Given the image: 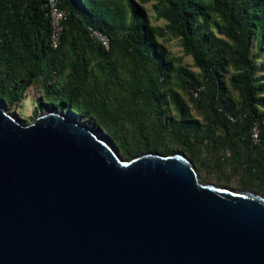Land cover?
Returning a JSON list of instances; mask_svg holds the SVG:
<instances>
[{
	"label": "water",
	"instance_id": "obj_1",
	"mask_svg": "<svg viewBox=\"0 0 264 264\" xmlns=\"http://www.w3.org/2000/svg\"><path fill=\"white\" fill-rule=\"evenodd\" d=\"M0 264H264V195L183 153L123 158L63 110L0 101Z\"/></svg>",
	"mask_w": 264,
	"mask_h": 264
},
{
	"label": "trees",
	"instance_id": "obj_2",
	"mask_svg": "<svg viewBox=\"0 0 264 264\" xmlns=\"http://www.w3.org/2000/svg\"><path fill=\"white\" fill-rule=\"evenodd\" d=\"M159 1L156 12L181 38L200 70L199 79L167 59L136 0H125L129 22L123 26L119 19L124 12L107 0H57L67 15L56 49L50 44L47 0H0V101L10 106L41 82V102L47 108H70L77 118L98 124L117 138L128 157H133L130 150L138 154L142 146L155 149L163 128L191 151L219 130L234 152L244 145L248 180L264 185V119L258 110V104L264 105V74L256 70V59L264 53V0ZM211 14L216 20L208 25ZM92 30L109 38L108 49ZM253 41L256 51L250 54ZM174 69L205 115L200 135L196 124L184 120L187 104L168 88ZM230 89L237 104L225 97ZM163 97L180 114L170 126L159 119ZM255 125L256 141L251 135ZM254 150L258 157L251 156Z\"/></svg>",
	"mask_w": 264,
	"mask_h": 264
},
{
	"label": "rangeland",
	"instance_id": "obj_3",
	"mask_svg": "<svg viewBox=\"0 0 264 264\" xmlns=\"http://www.w3.org/2000/svg\"><path fill=\"white\" fill-rule=\"evenodd\" d=\"M136 1L141 7L144 8L148 24L151 27L156 41L164 47L167 59L172 62L175 68L184 67L192 71L195 74L196 78L199 79L200 70L194 64L192 56L185 51L181 38L175 36L170 31V29L168 28V21L165 18L159 17L158 13L156 12L155 6L159 5L161 2H158V0H149L147 2H140V0ZM107 3L114 10L119 9L123 11L124 13L122 17H120L119 23L122 26L128 24L129 9L126 5L125 0H107ZM215 18L216 17L213 14L209 15L208 25H210L212 21L216 20ZM201 20L202 18L200 17L199 21ZM210 30L216 32L214 28H211ZM255 51L256 49L254 47L253 41V46L251 47L250 54H254ZM256 64L257 74L263 75L264 53L256 59ZM228 72L229 74L234 73V69L232 66L229 67ZM45 76L52 75L50 74V72H45ZM168 80V88L177 92L188 106L187 112L184 116V120L186 121V123L196 124L198 127L197 134L200 135L201 133H203L206 123L204 113L194 104L193 101L190 100V94L183 89L181 85V76L175 69L170 73ZM228 91L225 93V97L229 98L233 104H237L235 91L231 89ZM42 94L43 90L41 82H39L36 85L30 86L22 94L19 101L10 106H8L7 104L5 105H7L8 111L13 116H15L16 119H18L23 124H28L41 112L49 109L46 106V102H41ZM52 110H57L58 112H60L63 109ZM258 110L264 119V105L258 104ZM63 111L65 114L68 113L72 116H77V113L72 112L70 108ZM77 119L84 124L92 127L96 133L106 139L114 147L117 153L120 154V156H122L123 158H130L123 154L121 143L117 140V138L100 129V126L98 124L96 125L94 123H88L84 119ZM159 119L160 122L162 124H166V126L175 124L180 119L179 112L168 97H163L161 99ZM222 136L223 134L219 130H217L214 132L211 139L203 141V143H200L199 145L194 147L193 151H191L190 149L184 148L181 144H179L176 139H174V137L169 134L166 129L163 128L160 134V139L156 144V150L151 146H149L148 148L142 146L138 154H136L134 150H130V154L131 156H136L145 152H154L161 154L181 152L193 162L201 181L213 182L218 185H227L229 187L237 189H245L243 188V185H246L248 190L264 195V185L259 183V181L248 180L246 167L244 165L246 158L244 145L240 146V149L234 152L233 147H231L227 143V141H223L224 137ZM239 154H242L241 156L243 158V161L241 159V162L238 160ZM251 156L258 157L259 153H256V150H254L252 151Z\"/></svg>",
	"mask_w": 264,
	"mask_h": 264
},
{
	"label": "built area",
	"instance_id": "obj_4",
	"mask_svg": "<svg viewBox=\"0 0 264 264\" xmlns=\"http://www.w3.org/2000/svg\"><path fill=\"white\" fill-rule=\"evenodd\" d=\"M47 15L51 21L50 44L56 49L59 46L61 34L63 31V22L67 12L57 5V0H47ZM92 35L98 39L105 49L109 48V38L97 30H92ZM196 95V93H195ZM258 127L255 125L252 129V138L256 141L258 138Z\"/></svg>",
	"mask_w": 264,
	"mask_h": 264
}]
</instances>
